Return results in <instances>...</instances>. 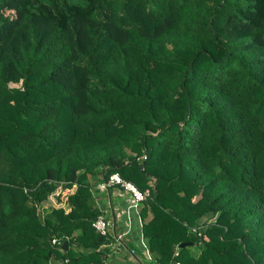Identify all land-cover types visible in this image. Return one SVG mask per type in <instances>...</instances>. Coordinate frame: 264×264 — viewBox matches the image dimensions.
I'll use <instances>...</instances> for the list:
<instances>
[{
    "label": "trees",
    "instance_id": "trees-1",
    "mask_svg": "<svg viewBox=\"0 0 264 264\" xmlns=\"http://www.w3.org/2000/svg\"><path fill=\"white\" fill-rule=\"evenodd\" d=\"M112 174L152 264H264V0H0V264H104Z\"/></svg>",
    "mask_w": 264,
    "mask_h": 264
},
{
    "label": "crops",
    "instance_id": "crops-1",
    "mask_svg": "<svg viewBox=\"0 0 264 264\" xmlns=\"http://www.w3.org/2000/svg\"><path fill=\"white\" fill-rule=\"evenodd\" d=\"M111 189H98V204L103 210V216L111 223L109 232L114 238V244L108 246L110 253L104 264H152L151 254L148 252L150 260H147L145 254L147 246L139 232L137 210L129 206L130 194L124 190L121 192L115 186ZM131 251H134V255L130 254Z\"/></svg>",
    "mask_w": 264,
    "mask_h": 264
},
{
    "label": "built area",
    "instance_id": "built-area-1",
    "mask_svg": "<svg viewBox=\"0 0 264 264\" xmlns=\"http://www.w3.org/2000/svg\"><path fill=\"white\" fill-rule=\"evenodd\" d=\"M119 185L123 188V190L127 191L130 194V207L132 209L137 210V205L139 202H141L146 196L147 191L140 192L137 190L132 184L124 182L120 179V177L117 174H112L108 180L107 183L98 184L97 187L100 190L106 189L109 186ZM123 213V212H122ZM92 227L95 229V231L100 235H106L109 232V229L111 228V223L105 219V217L99 216L94 223L92 224ZM125 235V234H124ZM120 239V236L117 237ZM52 243H55V240L52 241ZM131 255H134V251L130 252ZM145 254L147 257V260H150V256L148 255V250H145ZM174 264H180V263H174Z\"/></svg>",
    "mask_w": 264,
    "mask_h": 264
},
{
    "label": "rangeland",
    "instance_id": "rangeland-1",
    "mask_svg": "<svg viewBox=\"0 0 264 264\" xmlns=\"http://www.w3.org/2000/svg\"><path fill=\"white\" fill-rule=\"evenodd\" d=\"M72 191L73 190H70V191L63 190V191H61L60 189H57L52 195H50L48 197L47 201L44 204V207L41 208L42 213L46 212V210H48V208H50V206L61 207L65 211H68L66 198H67V195L69 193H71ZM104 204H105V201H104ZM188 247H189V249L192 252H194L196 250V246L193 245V244L189 245Z\"/></svg>",
    "mask_w": 264,
    "mask_h": 264
},
{
    "label": "water",
    "instance_id": "water-1",
    "mask_svg": "<svg viewBox=\"0 0 264 264\" xmlns=\"http://www.w3.org/2000/svg\"><path fill=\"white\" fill-rule=\"evenodd\" d=\"M140 167L142 168V165H140ZM189 246V245H192V243H187V244H180L179 246H178V248H183V247H185V246ZM66 246V242H64L63 243V247H65Z\"/></svg>",
    "mask_w": 264,
    "mask_h": 264
}]
</instances>
